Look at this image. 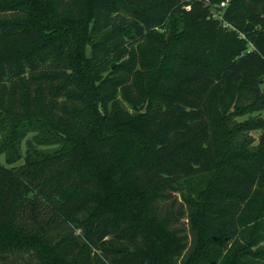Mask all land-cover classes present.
<instances>
[{"label":"trees","instance_id":"obj_1","mask_svg":"<svg viewBox=\"0 0 264 264\" xmlns=\"http://www.w3.org/2000/svg\"><path fill=\"white\" fill-rule=\"evenodd\" d=\"M224 1L0 0V264H264V0Z\"/></svg>","mask_w":264,"mask_h":264},{"label":"rangeland","instance_id":"obj_2","mask_svg":"<svg viewBox=\"0 0 264 264\" xmlns=\"http://www.w3.org/2000/svg\"><path fill=\"white\" fill-rule=\"evenodd\" d=\"M257 115L258 113L254 114V116H257ZM260 115L264 119V111L261 112ZM254 135L256 136L261 135V131L255 132ZM23 146H25V142ZM39 148L42 150L48 151V150L54 149L55 147L39 146ZM23 162H24V159H21L14 166H19L23 164ZM0 163L7 165L5 155H2V154L0 155ZM154 213L157 217H160L161 219L167 218L169 225L172 229L174 230L180 229V231H182V233L188 237L189 248L192 247V245L194 244V240H195V233L191 229V226L188 220L187 209H186V206L183 204V200L181 196L179 195V193H173L172 197L167 200L158 201L156 205L154 206ZM20 262L23 263L24 261H20Z\"/></svg>","mask_w":264,"mask_h":264},{"label":"built area","instance_id":"obj_3","mask_svg":"<svg viewBox=\"0 0 264 264\" xmlns=\"http://www.w3.org/2000/svg\"><path fill=\"white\" fill-rule=\"evenodd\" d=\"M228 4H229V0H226L221 3L220 7L224 9Z\"/></svg>","mask_w":264,"mask_h":264}]
</instances>
